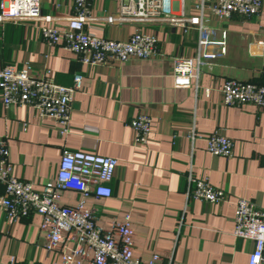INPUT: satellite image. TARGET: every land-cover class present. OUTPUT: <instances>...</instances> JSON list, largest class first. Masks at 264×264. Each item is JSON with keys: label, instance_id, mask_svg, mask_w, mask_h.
Instances as JSON below:
<instances>
[{"label": "crops", "instance_id": "crops-1", "mask_svg": "<svg viewBox=\"0 0 264 264\" xmlns=\"http://www.w3.org/2000/svg\"><path fill=\"white\" fill-rule=\"evenodd\" d=\"M41 13L60 17L66 25L73 0H40ZM95 19L84 24L95 36L127 40L135 23L107 20L119 10V0H88ZM186 14L199 10L185 1ZM204 21L219 39L225 31V52L197 67L190 88L173 83L175 59L197 52L198 30L169 23H143L157 39V53L89 65L61 43L48 45L41 22L0 25V67L29 66L31 74L69 86L81 75V87L70 108L69 132L61 135L50 118L29 106L5 107L0 93V141L6 142L14 174L36 190L54 178L62 151L82 150L117 160L108 198L91 194L87 209L109 229L124 213L130 215L133 255L155 264H248L252 240L233 234L235 201L244 197L264 208V106H226L220 88L227 79L264 85V0L259 13L233 14L219 20L204 13ZM141 112L151 117L148 143L133 144L130 120ZM217 131L232 141V155L206 151L205 138ZM194 178H206L223 189L224 199L210 203L188 196ZM4 187L0 185V195ZM80 195L63 190L59 202L73 205ZM41 216L30 213L10 221L0 208V264H63L62 245L47 250ZM78 264H90L88 255Z\"/></svg>", "mask_w": 264, "mask_h": 264}, {"label": "built area", "instance_id": "built-area-1", "mask_svg": "<svg viewBox=\"0 0 264 264\" xmlns=\"http://www.w3.org/2000/svg\"><path fill=\"white\" fill-rule=\"evenodd\" d=\"M186 0H119V10L107 20L135 23V31L127 40H115L95 36L85 30L84 24L95 19L90 14L88 0H73V13L66 17V25L57 27L53 21L60 17L43 15L40 0H0V25L11 22H41L40 32L48 45L61 43L62 47L78 55L81 62L89 65L108 61L123 62L130 58H148L157 53V39L142 29L143 23H169L186 30L194 26L198 32L197 52L193 57L175 59L173 83L176 88H190L197 67L217 55L212 46L225 52V31L214 39L213 29L204 21V13L219 20L233 14L250 16L259 13L263 0H189L199 14H186ZM82 76H74L69 86L56 83L47 77L31 74L29 66L17 68L12 64L0 67V93L5 107L29 106L39 117L52 119L61 135L69 132L70 108L75 92L81 87ZM221 99L226 106L252 103L264 106V85L227 79L221 88ZM133 131V144L144 147L148 143L151 117L141 112L129 122ZM206 151L213 155H232V141L214 131L206 138ZM6 142L0 141V208L10 221L37 213L41 216L40 229L46 233L45 246L52 250L62 245V263L78 264L88 255L90 264H155L157 254L143 262L133 255V231L129 213L120 221H114L109 229L101 227L84 200L93 194L108 198L112 195L110 181L117 165L113 157L82 150L62 151L54 178L48 179L41 190L30 181L14 174ZM193 183L188 196L210 203L225 197L223 189L213 186L206 178L188 176ZM63 190L80 195L73 205L59 202ZM233 234L252 240L253 250L248 264H264V208L241 197L235 201ZM172 264V263H170Z\"/></svg>", "mask_w": 264, "mask_h": 264}]
</instances>
